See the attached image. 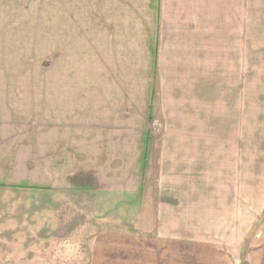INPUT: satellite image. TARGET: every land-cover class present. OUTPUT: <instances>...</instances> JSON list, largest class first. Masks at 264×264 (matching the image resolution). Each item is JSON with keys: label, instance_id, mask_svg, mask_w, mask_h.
Masks as SVG:
<instances>
[{"label": "rangeland", "instance_id": "1", "mask_svg": "<svg viewBox=\"0 0 264 264\" xmlns=\"http://www.w3.org/2000/svg\"><path fill=\"white\" fill-rule=\"evenodd\" d=\"M14 6L0 20V184L14 211L136 192L165 207L175 260L248 264L264 251V41L165 34L155 0ZM30 211L31 228L82 215Z\"/></svg>", "mask_w": 264, "mask_h": 264}, {"label": "crops", "instance_id": "2", "mask_svg": "<svg viewBox=\"0 0 264 264\" xmlns=\"http://www.w3.org/2000/svg\"><path fill=\"white\" fill-rule=\"evenodd\" d=\"M15 2L30 0H0V20L13 19L18 8ZM155 10L157 25L166 28L165 34L174 26H182L196 27V31L184 32L203 42L264 41V0H155ZM233 63L229 73L236 75L237 56ZM245 64L247 70V61ZM234 81L230 85L237 84V79ZM2 185L0 264H186L179 254L175 260L179 243L168 232L173 229L169 226L171 222L168 224L162 217L165 207L155 204L147 209L144 204L147 200L136 192H65L51 200L48 209L43 199L36 210L30 204L14 211V198L8 193L12 191ZM155 198L152 201L167 202ZM64 202L71 204L63 205ZM30 209L37 211V217L43 220L47 210L54 219L58 213L73 210L82 215L75 217L76 221L69 227L42 222L31 228L30 218L35 216H30L33 213ZM15 217L23 219L21 222H26L27 228L15 232ZM248 264H264V251L253 252Z\"/></svg>", "mask_w": 264, "mask_h": 264}, {"label": "trees", "instance_id": "3", "mask_svg": "<svg viewBox=\"0 0 264 264\" xmlns=\"http://www.w3.org/2000/svg\"><path fill=\"white\" fill-rule=\"evenodd\" d=\"M19 187H23L24 188V187H26V184L19 185Z\"/></svg>", "mask_w": 264, "mask_h": 264}]
</instances>
